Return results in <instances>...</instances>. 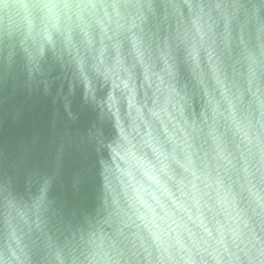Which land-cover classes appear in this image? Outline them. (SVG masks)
I'll list each match as a JSON object with an SVG mask.
<instances>
[{"label":"water","instance_id":"obj_1","mask_svg":"<svg viewBox=\"0 0 264 264\" xmlns=\"http://www.w3.org/2000/svg\"><path fill=\"white\" fill-rule=\"evenodd\" d=\"M0 264H264V0H0Z\"/></svg>","mask_w":264,"mask_h":264},{"label":"clouds","instance_id":"obj_2","mask_svg":"<svg viewBox=\"0 0 264 264\" xmlns=\"http://www.w3.org/2000/svg\"><path fill=\"white\" fill-rule=\"evenodd\" d=\"M25 7H27V6L25 5ZM33 7L41 8V9H47V8L52 7V5L44 4V3H39V4H35V5H33ZM12 11L14 12L15 9H13Z\"/></svg>","mask_w":264,"mask_h":264}]
</instances>
